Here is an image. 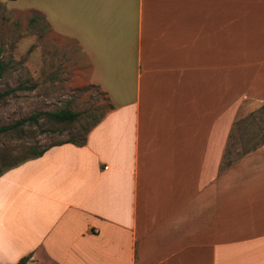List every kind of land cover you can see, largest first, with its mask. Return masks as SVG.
I'll use <instances>...</instances> for the list:
<instances>
[{
	"label": "crops",
	"instance_id": "1",
	"mask_svg": "<svg viewBox=\"0 0 264 264\" xmlns=\"http://www.w3.org/2000/svg\"><path fill=\"white\" fill-rule=\"evenodd\" d=\"M46 2L109 108L0 175V263L264 264V140L228 161L264 109V0Z\"/></svg>",
	"mask_w": 264,
	"mask_h": 264
},
{
	"label": "rangeland",
	"instance_id": "2",
	"mask_svg": "<svg viewBox=\"0 0 264 264\" xmlns=\"http://www.w3.org/2000/svg\"><path fill=\"white\" fill-rule=\"evenodd\" d=\"M35 1L48 3L0 0V128L33 113L59 109L77 112L78 117L72 123L59 124L41 115L37 124L26 122L0 131V149L10 148L13 154L28 144L42 148L69 138L80 141L109 108L106 95L91 82V67L75 42L55 34L41 15L28 9ZM237 123L240 128L229 144V162L248 148L236 146L238 141L264 140V109Z\"/></svg>",
	"mask_w": 264,
	"mask_h": 264
},
{
	"label": "trees",
	"instance_id": "3",
	"mask_svg": "<svg viewBox=\"0 0 264 264\" xmlns=\"http://www.w3.org/2000/svg\"><path fill=\"white\" fill-rule=\"evenodd\" d=\"M2 69L3 67L0 65V73ZM2 95L3 93L0 92V97ZM41 115L45 117L46 119L53 121L55 123H59V124L69 123V122L72 123L78 117L77 112H73L69 109H59L53 112H50V111L38 112V113H33L29 115L28 117L22 120H19L12 125L1 127L0 131L11 130L12 128H16L17 125H22L26 122L31 123V124H37L39 122V118L41 117ZM98 120L95 121V124L98 122ZM90 129L91 128L86 129V135L90 131ZM18 131H19V136L24 135V131L22 129H19ZM86 135L80 141H76L73 138H69L64 141H56L53 143H49L47 146L42 147V148H38L33 144L24 145L22 146V149L20 148V152H18L17 154H13L10 148L3 147L2 149H0V175L3 174L5 171L20 165L21 163L29 159H33V158L41 156L46 150H48L50 147L54 145H60L63 143H73L75 145L81 146L86 141ZM27 260H28V257L25 256L19 259L16 263H0V264H26Z\"/></svg>",
	"mask_w": 264,
	"mask_h": 264
}]
</instances>
